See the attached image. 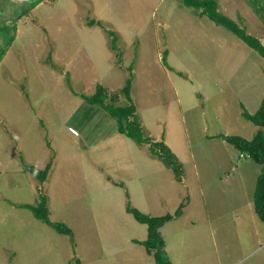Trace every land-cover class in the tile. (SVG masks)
I'll use <instances>...</instances> for the list:
<instances>
[{"label": "rangeland", "instance_id": "374dc122", "mask_svg": "<svg viewBox=\"0 0 264 264\" xmlns=\"http://www.w3.org/2000/svg\"><path fill=\"white\" fill-rule=\"evenodd\" d=\"M217 1L264 44V0ZM24 4L0 0V26L15 35L0 59V264H155L140 242L146 224L125 207L173 212L188 192L148 142L119 132L115 117L81 96L100 84L124 104L128 76L144 134L176 155L194 194L160 228L171 263L264 264L249 185V163L259 164L220 136L254 134L242 110L253 113L264 95V57L180 0H40L12 28ZM17 153L52 159L45 184L35 174L21 184L10 169ZM245 171L243 192L236 181ZM39 194L72 238L20 205ZM205 208L213 231L199 216Z\"/></svg>", "mask_w": 264, "mask_h": 264}, {"label": "trees", "instance_id": "16d2710c", "mask_svg": "<svg viewBox=\"0 0 264 264\" xmlns=\"http://www.w3.org/2000/svg\"><path fill=\"white\" fill-rule=\"evenodd\" d=\"M40 0H26L20 11L12 16V28H15V21L27 10L35 6ZM181 3L187 7L199 10L201 14H205L208 18L217 24H221L233 32L239 39L247 45L257 50L264 57V44H262L258 37L247 33L245 29L237 24L232 18L218 9L217 0H180ZM10 26L4 24L0 26V34L2 36V43L0 44V59L6 48L10 45L14 38V32H9ZM111 32V31H109ZM113 42H111L112 44ZM114 47V45L112 44ZM130 81L128 76L125 84L121 87V92L124 94L127 102L124 104H116L117 94L114 92L110 95L109 100L106 99L107 92L100 84L96 85L95 91L91 94H81L82 98L92 104H98L104 108L111 116L115 117L117 121V130L127 136L135 139L137 142H148L149 150L155 154L165 165L171 167L173 171L178 174L181 170L180 163L176 155L170 148L161 140H152L149 136L144 134L142 125L136 116V107L130 96ZM242 115L253 123L264 127V95L260 100L258 108L250 113L245 108L242 110ZM220 136L227 142L232 144L241 153L249 156L253 161L260 164V171L256 177V182L253 191L254 210L259 218L264 222V131L258 128L252 138L247 139L237 134H220ZM49 162L43 168H39L33 164L24 163L26 170L36 175L39 181H43L46 177ZM24 207L29 208L33 215L47 223L57 232L67 234L71 238L73 232L71 228L62 221H52L49 218V210L46 204V196L39 194L35 203H22ZM181 202L173 212H166L160 215H152L140 211L136 207L129 204L125 209L130 212L138 221L143 222L147 226V236L140 242L145 246L148 253H151L155 264H172L165 249L164 237L161 234L159 227L166 221L177 217L182 212ZM139 242V240H137Z\"/></svg>", "mask_w": 264, "mask_h": 264}, {"label": "crops", "instance_id": "0c3cea01", "mask_svg": "<svg viewBox=\"0 0 264 264\" xmlns=\"http://www.w3.org/2000/svg\"><path fill=\"white\" fill-rule=\"evenodd\" d=\"M198 12H199V10H198ZM198 12H196V14L198 13ZM199 14H201L200 12H199ZM202 15H205V14H202ZM258 127H259V125H257V124H255L254 123V126H251L250 127V129L252 130H255V132H256V130L258 129ZM116 128H117V125H116ZM115 132V131H114ZM254 132V133H255ZM119 133V132H118ZM118 133H115L114 135L115 136H117V134ZM254 135V134H253ZM252 135V136H253ZM252 136H250V134H248V135H246L245 136V138H247V139H250V138H252ZM150 137V136H149ZM244 137V136H243ZM151 138V137H150ZM152 140H158V139H152ZM147 143V142H146ZM50 145V144H49ZM148 149H149V145H148ZM19 150V149H18ZM150 151V150H149ZM9 153H10V156L8 157V159L9 160H11L12 159V156H13V154L16 156V151L14 150V149H10L9 151H8ZM152 155H154V156H156L155 154H153V153H151ZM17 157H18V159L16 160V165H14L12 168H10V169H13V170H17V171H20V172H22V176H23V179H18L20 182H21V184L23 185V186H25L26 188H27V185H30L29 183H31V180H32V177H31V175H33V173L32 172H30V171H28V170H26L24 167H23V162H25V163H29V164H33V165H35V166H37V167H39V168H43V167H45V165L48 163V161L47 162H44L43 160L42 161H39V162H37V161H34L33 159H32V157H27L26 155L24 156V158L22 159V158H19V156H18V153H17ZM157 157V156H156ZM158 158V157H157ZM49 167H48V170H47V174H46V177L48 176V174H49V172H50V169H51V167H52V165H53V162H52V159H51V161H49ZM249 165H250V167H252L253 169H250V171H251V174L253 175V177H254V182L252 181L251 182V184H250V181H249V185H250V187L252 188V190H251V193H252V196H253V191H254V186H255V182H256V177H257V175H258V173H259V171H260V164L259 165H253L252 163H249ZM171 168V167H170ZM172 169V168H171ZM172 171H173V169H172ZM0 172H3V174L4 175H2V177H5V175H7V173H6V171L4 170V169H1L0 170ZM174 172V171H173ZM247 173H249V172H247ZM244 174H245V177H244ZM34 176V175H33ZM1 177V176H0ZM46 177H45V179L43 180V181H41L43 184H45V182H46ZM174 177L176 178V180L177 181H181L182 183H183V186L185 187V189H186V191L188 192V195H187V199H186V202H183V200H184V197L182 198V200H179V203H181V202H183V205H182V212H181V214L178 216V217H180V216H182V215H184V212H185V210H186V208L189 206V204H191L192 203V200H193V197H194V194H192V189L188 186V184H187V182H186V177L183 175V174H181V170H180V172L178 173V174H176L175 172H174ZM246 171L245 172H243V174H242V177H238V179H237V181H236V188H240V189H242V191L244 192V189H245V183H246ZM18 184V182L16 183L15 181H14V184L12 185V186H15V185H17ZM0 185H2V183L0 182ZM3 186V185H2ZM22 186V187H23ZM21 191H22V188H21ZM235 191V190H234ZM235 192H237V191H235ZM45 196H47V194L45 195ZM199 197H200V203H198L199 205H200V207L202 208V204H201V201H204V199L203 198H201V195H199ZM211 197H214L213 195H211ZM47 198V197H46ZM218 199V198H217ZM215 199H213L212 200V198H211V201H214ZM1 204H2V206H4L5 205V200L4 201H1L0 202ZM9 203H11V204H13V203H16V200L14 201L13 199H11V198H9ZM179 205V204H178ZM249 205V204H248ZM3 209H0V212L2 211ZM203 212L206 214V223L204 224V226L203 227H205L206 229H209L210 231H213V224H212V222L209 220V216H212L213 215V212H209V210L207 209V208H205V211H202L201 213H200V217L202 218V214H203ZM251 215L253 216V213H251ZM191 225H193V224H191ZM160 228H161V226L159 227V230H160ZM164 241H165V239H164ZM165 249H166V251H167V253H168V256H169V258H170V260H171V257H170V255H169V252H168V248H167V244H166V241H165Z\"/></svg>", "mask_w": 264, "mask_h": 264}]
</instances>
